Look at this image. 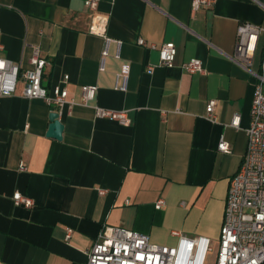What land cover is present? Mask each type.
Wrapping results in <instances>:
<instances>
[{
	"label": "crops",
	"instance_id": "crops-1",
	"mask_svg": "<svg viewBox=\"0 0 264 264\" xmlns=\"http://www.w3.org/2000/svg\"><path fill=\"white\" fill-rule=\"evenodd\" d=\"M192 1L99 0L112 39L100 70L106 43L88 31L85 0H0V56L25 72L39 48L48 61L43 86L50 94L67 89L75 101L59 108L27 98L23 83L0 96V264H86L107 226L162 245L177 244L173 230L219 238L230 180L247 148L255 88L254 76L231 56L240 24L264 28V0H217L197 11ZM167 43L177 49L172 66L160 62ZM263 52L264 32L255 72ZM194 58L205 72L183 67ZM86 85L98 91L82 104ZM97 107L126 111L130 124L99 116ZM51 112L64 124L61 139L47 135ZM235 114L239 128L231 125ZM222 138L230 153L219 151ZM16 192L33 205H17Z\"/></svg>",
	"mask_w": 264,
	"mask_h": 264
},
{
	"label": "built area",
	"instance_id": "built-area-1",
	"mask_svg": "<svg viewBox=\"0 0 264 264\" xmlns=\"http://www.w3.org/2000/svg\"><path fill=\"white\" fill-rule=\"evenodd\" d=\"M217 0H193L192 9L197 11L208 8ZM90 10L91 23L89 33L105 39L100 70L105 69V58L112 39L108 36L109 16L99 11V0H85ZM264 32L261 25L244 22L238 28L236 48L231 59L250 72L255 78L254 98L251 112V123L247 129L248 143L242 164L231 178L226 200V210L221 229L220 246L215 264H264V52L260 70L253 71L260 35ZM138 43L147 46L144 38ZM156 48L155 43L149 44ZM0 49L3 45L0 44ZM160 51V62L172 66L177 49L173 44H163ZM119 57V56H118ZM32 68L21 71V65L0 56V96H9L17 92L23 83L22 93L27 98H43L49 105L62 108L69 101L68 90L56 87L53 94L42 84V76L48 61L40 56L39 48L31 58ZM183 67L190 73L205 72L204 63L199 58L185 62ZM152 70L153 66H148ZM129 78L128 66L123 67L117 76V88L127 89ZM98 87H82V104H88L96 97ZM216 100L207 105L208 117L212 118ZM101 117L117 120L124 125L130 124L126 111H116L97 107ZM241 116L235 114L231 125L239 128ZM219 151L231 152V144L222 138ZM103 192V191H102ZM17 205L32 206V198L16 192L13 196ZM164 198L156 202V208H162ZM172 235L178 238L175 245H162L151 242L146 234L127 228L107 226L97 236L88 252L86 264H206L209 252L213 251L212 240L206 236H189L173 230Z\"/></svg>",
	"mask_w": 264,
	"mask_h": 264
},
{
	"label": "water",
	"instance_id": "water-1",
	"mask_svg": "<svg viewBox=\"0 0 264 264\" xmlns=\"http://www.w3.org/2000/svg\"><path fill=\"white\" fill-rule=\"evenodd\" d=\"M50 120L51 124L49 126L47 135L50 137L61 139L64 130V124L59 119V113L51 112Z\"/></svg>",
	"mask_w": 264,
	"mask_h": 264
},
{
	"label": "rangeland",
	"instance_id": "rangeland-1",
	"mask_svg": "<svg viewBox=\"0 0 264 264\" xmlns=\"http://www.w3.org/2000/svg\"><path fill=\"white\" fill-rule=\"evenodd\" d=\"M220 237H221V231H220L219 238L216 240H212L213 251L209 252V254L207 256L206 264H215L216 263L217 253L219 251V246H220Z\"/></svg>",
	"mask_w": 264,
	"mask_h": 264
}]
</instances>
